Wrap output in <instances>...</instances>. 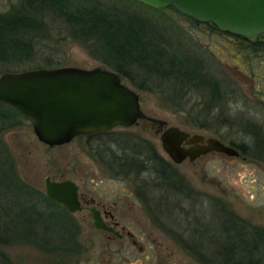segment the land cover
<instances>
[{
  "label": "rangeland",
  "instance_id": "374dc122",
  "mask_svg": "<svg viewBox=\"0 0 264 264\" xmlns=\"http://www.w3.org/2000/svg\"><path fill=\"white\" fill-rule=\"evenodd\" d=\"M19 1L0 0V13L14 10ZM103 1L107 6L118 8L121 13L141 15L157 25H168L171 22L176 28L173 37L168 36L172 45L181 48L185 53L199 56L201 70L209 72L212 77L227 81L225 83L235 80L241 84L251 82L250 76L241 75L238 68L230 63L232 52L236 53L234 55L236 57L239 51L237 47H232L233 43L227 35L213 31L209 26L197 25L173 9L163 8L160 12L135 0ZM163 14L170 18V21ZM46 20L53 31L50 34L53 37L45 41L43 52L36 57V62L48 56L54 60L53 64H56L51 68L76 66L92 69L100 66L114 70L110 65L94 57L81 40L73 38L69 27L60 17L50 13L47 14ZM176 34L178 38L175 37ZM252 58L248 60L243 53L240 60L249 67L252 65L258 68L260 60L254 56ZM240 60L236 59L237 62ZM29 68L32 66L28 64L3 63L0 65V76L6 71ZM122 79L140 94L142 108L149 115L166 119L171 125L193 131L198 129L197 125L200 121L209 122V112L204 115L206 109L203 111L202 108L195 107L196 95L194 97L187 95L186 98L184 96L181 99L178 97L173 101V97L166 93L162 94L158 90H140L129 79ZM165 88L169 87L165 86ZM178 101L181 102L179 112L174 111ZM214 122L213 120L210 134L218 132L217 122L216 124ZM115 131V136L125 133L151 141L161 155L171 161L175 166L173 167L186 177L189 184L204 194L201 203L203 209L201 211L199 209L200 213L196 215L192 211L195 220L200 221V228L194 223L192 226L197 227L198 230L186 232L187 223L183 221L181 213L186 215L192 205L189 200L185 201L178 196L177 202L181 199V204H186L188 208L187 212H185L186 208L178 207L179 203L171 207L170 213L166 211L162 213L159 210L158 222L162 228L151 219L142 218L141 225L135 229L139 244L133 247L128 244L122 246L119 245L122 242L109 238L107 234L94 227L89 205L85 204L82 211L72 215L78 225L77 250L56 249L54 239L51 238L44 241L46 248L30 243L26 239L15 238L9 243L0 245V250L7 256L10 264H208L203 260L204 257L213 256L215 249L225 238L220 223V213L212 203V199L225 203L247 223L264 229V191L262 190L264 168L256 164H247L242 159L230 162L221 156L209 157L205 161L199 160L195 163L176 164L164 151L159 138L155 136L154 129L149 124L130 128L119 127ZM105 137L107 136L100 139ZM1 139L13 157L17 175L39 191L45 192V178L50 175L55 180L76 181L80 186L81 194L86 198L94 196L97 200H104L107 206H112L114 201L119 203L121 186L119 180L115 179L109 172L107 163L101 159L102 157L100 158L98 153L102 154L103 148L95 142L90 143V139L85 135H78L68 143L51 147L39 140L33 124L25 118L20 119L17 126L3 131ZM44 207L42 204L39 205L41 210ZM114 212L119 217V205ZM201 212L205 214L202 216ZM2 221L10 223L7 217L2 218ZM49 221L56 227L61 222V218L50 217ZM123 221L128 223L131 220ZM21 229L22 234H25L23 227ZM13 232L14 229L11 230V234Z\"/></svg>",
  "mask_w": 264,
  "mask_h": 264
},
{
  "label": "trees",
  "instance_id": "16d2710c",
  "mask_svg": "<svg viewBox=\"0 0 264 264\" xmlns=\"http://www.w3.org/2000/svg\"><path fill=\"white\" fill-rule=\"evenodd\" d=\"M167 8L197 25L202 24L173 6ZM157 10L161 12L163 8ZM50 13L60 17L69 27L71 36L81 40L94 57L113 67L140 90H158L173 97V101L178 97L196 95L195 107L200 108L206 95L217 90L213 86L218 85L219 80L201 70L199 56L172 45L168 36L173 37L176 28L171 22L157 25L141 15L121 13L103 0H20L14 10L0 13V65L10 62L28 64L32 68L56 65L48 56L36 62L45 41L53 37L46 20ZM207 26L218 30L213 24L207 23ZM179 101L174 111H181ZM20 119L25 118L13 108L0 104V245L21 238L46 248L44 241L51 238L56 249L75 251L78 248L75 218L44 192L20 179L13 157L1 139L2 132L17 126ZM155 162L167 166L157 156ZM125 163L136 165L140 162L125 160ZM170 179L176 181L174 174ZM41 204L45 206L42 210L39 208ZM4 217L10 223L2 221ZM50 217H60L61 222L54 227L50 224ZM21 227L25 234H22ZM222 231L223 242L213 256L204 257L205 263L264 264V229L236 216L234 225L229 226L226 221ZM0 262L10 264L1 250Z\"/></svg>",
  "mask_w": 264,
  "mask_h": 264
},
{
  "label": "flooded vegetation",
  "instance_id": "af4514ba",
  "mask_svg": "<svg viewBox=\"0 0 264 264\" xmlns=\"http://www.w3.org/2000/svg\"><path fill=\"white\" fill-rule=\"evenodd\" d=\"M200 25L207 26V23H202ZM215 31L222 35H227L229 40L233 43L232 47H237V51L241 54L237 52L239 55H236L235 57L234 55L236 53L232 52L233 54L231 55H233V57L230 58V63L238 68L241 75L250 76L249 79H251V82L241 84L237 83L235 80V82L229 81L230 83H225L227 81L218 79L219 84L213 86V88L215 87V89H217L215 93H210L211 91H208L210 94H207L206 98L201 102L202 110L204 111L206 109L205 112H203L204 115H207V111L209 112L208 114H210V123L200 121L197 125L198 129L196 131L181 128L189 134V137L183 141L182 146L185 149L197 146L205 148L209 144L208 139L215 138L220 140L226 146L234 148L237 153L229 154L224 151L213 149L200 154L194 159L187 157L182 163H195L199 160L205 161L209 157L221 156L230 160V162L242 159L247 162V164H256L258 167L264 168V33H262L256 41H251L245 37L223 32L219 29ZM243 53L248 60H252L253 56L258 57L260 60L258 68H255L252 65L249 67L244 61L240 60ZM236 59H239L240 62H237ZM145 113L156 119L165 120L166 123L161 124L159 122L151 121L148 118H142L131 127L149 124L150 127L154 129V134L159 138L163 147L161 140L162 134L169 127L175 125H171L166 119L149 115L146 111ZM213 120L215 121L214 124L217 122L218 132L215 131L216 133L213 132V134H210L209 131L212 130ZM119 127L124 126H117L111 130H101L82 134L90 139V143L95 142L96 145L98 144L100 148H103L101 151L102 154L100 152L97 153L100 158L102 157L101 159L107 163L109 172L115 177V179L119 180L121 185L119 191V203L118 201H114L112 206H107L104 200H97L94 196L89 198L84 197L80 192V186L72 179L55 180L48 175L45 178V188L46 179L48 177L52 181L57 182L65 180L74 181L79 187V199L82 207L81 210L77 212L82 211L85 208V204L89 205L93 224L94 211L99 212L103 221L110 229H99L96 228L95 225L94 227L107 234L109 238L114 240L117 239L119 242H122L119 244L122 246L128 244L133 247L139 244L135 229H138L137 227L141 225L142 218L148 220L151 219L157 224V226L161 227L160 222H158L160 216L159 210H161L160 212L162 213H165V211L170 213V209H172L171 207H175L176 204L179 203L178 207H180V209L186 208L185 212H187L188 208L185 206L186 204H181V199L180 202H177L178 196H181L185 201L189 200L192 205L190 212H187L186 215H183L180 212L183 221H186L185 223H187L186 232L198 230L197 227H199L200 221H197V219L195 220L192 211H194V214L196 215L203 209V204L201 203H203L204 194L193 188L186 177L174 168L175 166L171 161L161 155L157 147L151 143V141L146 138H139V136L138 138L132 137L125 133H120V135L117 134V136H115V129ZM195 134L203 136V140L196 144L188 142ZM104 136L107 137L100 139ZM156 156L159 160L165 162L167 166L163 167L160 166V164H156ZM125 160H136V162L140 163H137L136 165H127ZM173 174L176 180L175 182L170 179ZM262 190L264 191V188H262ZM156 192L158 193L156 194ZM44 193L46 194V189ZM212 200V203L220 213L222 220V222L220 220V223L222 224V227L224 224L226 225V221L229 226H233L234 220L238 215H236L234 211H231L225 203L215 199ZM59 205L62 206L61 204ZM118 205L119 217L116 215V212H114ZM62 207L71 215L76 213L69 211L64 206ZM195 210H197L198 213L195 212ZM204 214V212H201L202 216ZM238 217L246 222L242 217ZM125 219L131 221L124 223L123 220ZM194 223L197 227L192 226ZM139 248L143 249L142 246H139Z\"/></svg>",
  "mask_w": 264,
  "mask_h": 264
},
{
  "label": "water",
  "instance_id": "95a60500",
  "mask_svg": "<svg viewBox=\"0 0 264 264\" xmlns=\"http://www.w3.org/2000/svg\"><path fill=\"white\" fill-rule=\"evenodd\" d=\"M156 9L175 7L199 23H211L220 31L256 41L264 33V0H136ZM0 104L9 106L28 119L40 141L49 146L63 145L76 136L131 127L139 119L165 124L148 116L138 92L123 82L114 70L103 67L86 69L76 66L32 68L9 71L0 76ZM189 134L177 126L161 136L163 147L177 164L187 157L196 158L209 150L237 153L215 138L208 146L185 149ZM203 140L193 135L188 142ZM47 196L71 212L81 210L79 187L72 180L46 179ZM94 225L110 229L99 212L94 211Z\"/></svg>",
  "mask_w": 264,
  "mask_h": 264
}]
</instances>
